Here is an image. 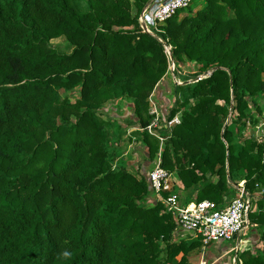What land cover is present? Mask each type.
Returning <instances> with one entry per match:
<instances>
[{
  "label": "trees",
  "instance_id": "16d2710c",
  "mask_svg": "<svg viewBox=\"0 0 264 264\" xmlns=\"http://www.w3.org/2000/svg\"><path fill=\"white\" fill-rule=\"evenodd\" d=\"M150 1L0 0V264H189L201 251L148 204L152 95L161 117L180 119L161 166L187 202L222 209L241 181L261 192L249 214L258 240L235 264H264V142L242 135L264 112V0H192L145 33ZM61 37L70 53L51 44ZM171 62L182 84L160 107ZM106 106L131 112L140 164L123 161L124 130L101 119Z\"/></svg>",
  "mask_w": 264,
  "mask_h": 264
},
{
  "label": "built area",
  "instance_id": "2783aa9c",
  "mask_svg": "<svg viewBox=\"0 0 264 264\" xmlns=\"http://www.w3.org/2000/svg\"><path fill=\"white\" fill-rule=\"evenodd\" d=\"M191 1H156L151 11H148L149 6L141 13L139 21L142 20L146 28L144 30L141 26L142 31L151 33L150 30L156 29L159 23H163L169 19L177 10L187 7ZM149 25L153 28H149ZM164 49L169 56L170 47L164 46ZM152 107H154L153 103ZM151 113L155 114V119L147 127V131L159 141L158 152L148 172V182L154 203L161 204L165 212L171 215L179 232L190 233L194 239L200 240L202 243V251L211 243L231 241L235 236L240 237V235H244L251 228L249 214L252 209V198L245 192L243 188L244 183L238 184L235 198L222 209H218L215 203L208 200L190 205L182 204L180 202L179 192L175 187L173 174L165 171L161 166L163 145L169 138L172 127L179 124V116L177 115L172 120L167 121L163 115L162 117L160 116L157 106L156 111ZM153 128L167 131L168 135L162 136L160 133L153 131ZM261 157L264 163V146ZM236 248L238 250V245ZM233 261L235 264V258ZM199 264H206L203 257Z\"/></svg>",
  "mask_w": 264,
  "mask_h": 264
},
{
  "label": "rangeland",
  "instance_id": "374dc122",
  "mask_svg": "<svg viewBox=\"0 0 264 264\" xmlns=\"http://www.w3.org/2000/svg\"><path fill=\"white\" fill-rule=\"evenodd\" d=\"M159 0H151L150 3L148 5H146L144 7V9L142 11H144L145 9H147L149 6L150 8L148 9V11H151L152 10V6L154 5V3ZM192 3V1H191ZM199 8V5L194 9V11H196L197 9ZM142 13V12H141ZM141 16V15H140ZM182 17V15H180ZM140 19V18H139ZM141 22V26L143 24V21L140 20ZM148 25V24H147ZM149 28H153L151 27V25L148 26ZM148 28V29H149ZM128 30H131L132 28H127ZM144 30H146V28L144 27ZM150 30V29H149ZM151 31V30H150ZM51 44L54 45V47L61 51V52H64V53H70L72 51V47L70 46V44L68 43V41L61 37V38H58V39H55V40H52L51 41ZM171 49V48H170ZM170 49H169V52H170ZM193 67L192 64H187L186 66L182 67L181 69V72L183 73H188L190 71L193 70ZM174 63H170L169 64V68H168V72L166 74V76L160 81V83L158 84L159 88L157 89L158 91L160 90L161 93L164 95V96H167V98L170 99L171 103H172V100L173 98H171V93L173 91V83L175 84H181L182 82L179 80L178 77L175 76V73H174ZM157 86V87H158ZM156 91V90H155ZM150 102H151V105L152 103L154 104V99H153V95H152V98L150 99ZM160 103V102H159ZM164 103V102H163ZM163 103H161L160 105H163ZM156 103L154 104V107L151 106V112L153 111H156ZM120 108V111L119 113H115L111 108L110 106H106L101 112V119L103 121H108V119L110 118H115V119H119L120 122H119V125L121 127H123V130H124V134L121 136V144H119L118 146H120V148L122 149V152H124V157H123V161L127 160V161H131V159L133 160L134 157H133V153L135 151V149H137V146L139 145L138 143V140H133L131 139V141H129L130 139V136H136V134H134V131H133V128L129 125V124H126L124 121L129 118L131 116V112L128 111L125 107L121 106L119 107ZM231 115V114H230ZM112 132V129L110 130ZM131 136V137H132ZM137 152L134 153V156H136ZM174 175V174H173ZM175 176V175H174ZM215 180V178H213V181ZM180 202L182 204H184L182 201H181V198H180ZM148 204L154 206L156 203L153 202L152 199H149V202ZM247 236V235H246ZM246 236H242L241 238L243 239L244 237V242H246ZM175 239H186L188 241H193L194 238H193V235L190 234V233H185V232H179L178 231V235L176 236ZM258 240V237L257 238H254V239H251L253 242H255V240ZM224 247H231L232 248V252H229L228 253V258H227V262H224V264H234V261L232 260L233 257L236 256V253H237V248H236V245H237V242L236 240H231V241H224ZM242 244L239 245V250H242ZM248 247V246H247ZM205 251V250H204ZM202 249L201 251H193V254L192 256L190 257L189 259V264H199L200 261H201V258L203 256V252Z\"/></svg>",
  "mask_w": 264,
  "mask_h": 264
},
{
  "label": "crops",
  "instance_id": "0c3cea01",
  "mask_svg": "<svg viewBox=\"0 0 264 264\" xmlns=\"http://www.w3.org/2000/svg\"><path fill=\"white\" fill-rule=\"evenodd\" d=\"M155 95H156V99L159 100V101H157L159 106L164 107L166 102H167L166 101L167 96H164L160 90L159 91L157 90ZM161 103H163V105H160ZM242 135H243V137H250L251 136L259 142H261V141L264 142V112L262 114H257L256 116H253L252 119H248L246 121V127L244 128ZM135 152H137L136 156H134ZM134 153L132 154L135 158L134 160H136V162L139 164L141 162H143L142 150L138 149V147H137V149H135ZM145 165H146V171L149 172L151 167H152V162L148 161V162H146ZM173 178H174V182H175V187H176L177 191L179 192L181 201L185 205L193 204L194 202H191L192 200L187 202L186 193L182 190L183 186H182L180 180L178 179V177L176 175L175 176L173 175ZM215 181H216V178L213 182H215ZM242 182L244 183L245 181H241L239 183H242ZM260 197H261L260 191H255L251 196V198H252L251 213L252 214H254L258 211L256 201ZM234 198H235V195H234V197H232V199H234ZM229 203L230 202H227L226 205H228ZM242 236H244V237L246 236V242L243 241L244 237L242 239L241 238ZM257 237L258 236L256 235V232L253 229V227L250 228V230H248L244 235H240V237L237 238L236 242L238 245V249L240 248L239 247L240 244L243 245L242 248H245V247L250 246V245L252 246L254 244V242L251 239H254ZM224 243L225 242L220 241V242H216V243H211L206 247L205 251L203 252V256H204V260H205L206 264H224V262H227L228 253L232 252V248L231 247H224ZM237 245H236V247H237ZM235 257H233V259Z\"/></svg>",
  "mask_w": 264,
  "mask_h": 264
},
{
  "label": "water",
  "instance_id": "95a60500",
  "mask_svg": "<svg viewBox=\"0 0 264 264\" xmlns=\"http://www.w3.org/2000/svg\"><path fill=\"white\" fill-rule=\"evenodd\" d=\"M142 28L144 29V26L142 25ZM169 59H171V61H172V57H171V53H169ZM207 75H210V73H207ZM182 84V83H181ZM178 85H180V84H178ZM237 236H235V237H233V240H237Z\"/></svg>",
  "mask_w": 264,
  "mask_h": 264
}]
</instances>
